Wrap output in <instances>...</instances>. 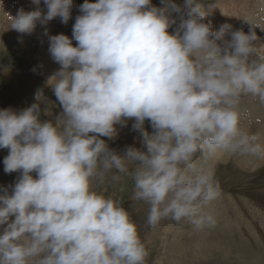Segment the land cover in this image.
Returning a JSON list of instances; mask_svg holds the SVG:
<instances>
[{"label": "clouds", "instance_id": "clouds-1", "mask_svg": "<svg viewBox=\"0 0 264 264\" xmlns=\"http://www.w3.org/2000/svg\"><path fill=\"white\" fill-rule=\"evenodd\" d=\"M32 3L35 10L11 17L12 29L31 34L38 22L71 18L73 0H44L46 13L41 0ZM161 5L84 0L71 38L49 36L60 68L48 84L62 115L41 119L42 92L30 107L0 109L4 171L20 173L0 187V264H147L130 212L95 191L94 179L103 182L112 169L130 174L152 228L164 219L211 228L218 184L209 161L218 153L264 160V135L243 126L240 107L243 96L264 105L259 25L213 30L200 0ZM129 119L142 147L121 154L101 137L114 140Z\"/></svg>", "mask_w": 264, "mask_h": 264}, {"label": "rangeland", "instance_id": "rangeland-1", "mask_svg": "<svg viewBox=\"0 0 264 264\" xmlns=\"http://www.w3.org/2000/svg\"><path fill=\"white\" fill-rule=\"evenodd\" d=\"M6 1L9 0L0 1V109L10 107L19 111L30 107L37 102L36 93L42 92L39 101L41 119L55 123L56 117L62 115V109L48 84L54 70L45 68L47 63L40 60V57L46 56L48 52L50 35L65 34L71 38L75 19L81 14L79 6L84 0H73L71 18L67 24L56 17L46 25L38 22L31 34L12 29L11 17H15L21 8L32 11L37 6L33 3L30 7L19 6L20 0H11L9 5ZM174 2L183 8L185 0ZM200 2L209 13L205 22L210 21L213 30L228 23L233 26V30L243 29L247 33L251 27L248 23L253 24L257 13L264 14L263 9L259 12L257 10L259 6L264 7V0ZM152 4L162 6L161 0H152ZM39 7L43 13L47 12L44 0H41ZM173 16L178 17L179 14L173 13ZM253 25H259L256 32L260 40L255 42L259 49L264 46V31L260 30L264 29V16ZM175 27L173 25L169 31H173ZM47 28L50 32L45 35ZM226 39H230V35ZM76 44L73 40V46ZM54 62L53 60L52 64ZM240 107L246 113L242 120L243 126L253 133L264 135V105L257 98L243 96ZM133 123L134 119H129L126 127L117 125L118 136L114 140L101 138L106 140L110 148L121 154L126 146L142 147L139 133L132 130ZM145 128L150 133L153 131L148 121H145ZM225 154L223 160L215 159V156L209 161L214 171V180L218 184L217 197L209 206L217 221L211 228L197 229L190 222L177 223L171 219L162 220L155 228L150 227L147 224L149 205L133 199V181L130 174L112 169L105 174L103 182L94 179L93 188L106 197L120 200L122 206L130 212L150 252L147 264H174L175 246L177 243L181 245L183 239H191L188 254L192 264H264V160ZM7 155L8 149H0V187L14 185L20 175L19 172L5 173L3 160ZM200 156L198 153L197 158ZM128 167L130 173L135 165L129 164ZM32 175L35 177L36 173L33 172ZM116 175L120 176L118 181L112 179Z\"/></svg>", "mask_w": 264, "mask_h": 264}, {"label": "bare ground", "instance_id": "bare-ground-1", "mask_svg": "<svg viewBox=\"0 0 264 264\" xmlns=\"http://www.w3.org/2000/svg\"><path fill=\"white\" fill-rule=\"evenodd\" d=\"M0 1H2V0H0ZM15 1V0H14ZM14 1H12L13 3H14ZM19 1V0H18ZM10 3L11 2V0H9V1H6V4L7 3ZM8 3V4H9ZM18 4H19V6H25V7H30L31 6V4H32V0H20L19 2H18ZM41 4V3H40ZM10 5V4H9ZM17 5V4H16ZM7 6V5H6ZM5 6V7H6ZM35 6V5H34ZM261 6H259L258 8L259 9H257L258 10V12L261 10V9H263V11H264V7H263V5H262V7L260 8ZM35 8V7H34ZM31 10V9H30ZM29 11V10H28ZM262 11V10H261ZM262 16H264V14L263 13H257V15H256V17H255V20L253 19V24L254 23H256L257 24V22L259 21V19L262 17ZM229 18V17H228ZM226 19V18H225ZM250 19V18H249ZM252 21V20H251ZM228 22V21H227ZM262 22V21H261ZM250 23V22H249ZM259 24V23H258ZM261 24V23H260ZM51 28V27H50ZM49 28H47V32L49 33L50 31L48 30ZM236 29V28H235ZM23 43V42H22ZM44 48H45V45H44ZM48 49H49V45H48ZM45 50V49H44ZM43 51V50H42ZM48 51V50H47ZM41 59L40 60H45L46 61V65H45V68H47V69H53L54 70V73L57 71V69H59V67H60V65L58 64V63H56V62H54V64H52L53 63V59H52V57H51V55H50V53H49V51L47 52V54H46V56H44V57H40ZM225 153H218L217 155H216V158L215 159H219V160H223V158L225 157ZM184 240V242L180 245V244H178L177 243V246H175V249H176V254L174 255V264H192V260H191V257H190V255L188 254V248L190 247V242H191V239H183ZM186 240V241H185ZM195 244H196V242H195ZM194 247H196V245L194 246ZM194 247H193V249H194Z\"/></svg>", "mask_w": 264, "mask_h": 264}]
</instances>
